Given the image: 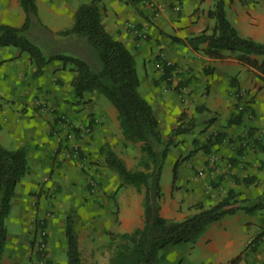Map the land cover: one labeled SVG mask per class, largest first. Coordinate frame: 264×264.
I'll use <instances>...</instances> for the list:
<instances>
[{
    "label": "crops",
    "instance_id": "0c3cea01",
    "mask_svg": "<svg viewBox=\"0 0 264 264\" xmlns=\"http://www.w3.org/2000/svg\"><path fill=\"white\" fill-rule=\"evenodd\" d=\"M157 1L162 7L153 14L143 0H35L38 17L47 29L39 24L35 26L44 34L57 33L72 25L81 4L94 2L105 30L123 42L133 54L135 64L136 57H142L147 80L143 96L152 106L161 133L167 138V133L177 125H191L186 133L172 140L163 163L160 178V214L163 217L180 220L194 211L189 208L192 204H213L230 189L237 194L238 200L252 201L264 191V151L254 141L264 136V77L257 66L240 60L238 52L224 49L214 58L202 51L206 43L200 44L198 49L187 43L191 36L212 31L214 19L208 16V11L219 0ZM222 1L227 18L241 36L264 42V0ZM24 18L19 0H0V23L20 26ZM65 39L71 41L68 42L70 52L94 53L83 38L70 35ZM251 58L260 62L264 56L251 55ZM166 60L172 64L171 74L176 66L185 72L183 78L189 85L185 102H181L175 89L163 91V85L172 82L169 76H163L162 65ZM146 62L150 64V76ZM51 68L52 72L58 70L46 71ZM34 70V65L25 62L18 48H0L1 139L10 144L11 147L6 148L26 150L27 164L29 159L32 163L28 164L27 173L30 182L47 176V185L61 186L60 196L68 197L69 184L79 180V167L70 161L59 163L60 153H55L57 158L54 156L56 145L61 142L49 132L53 127L52 119L39 114L35 106L39 99L34 98L44 95L59 112L67 113L75 121L81 118L73 112L76 104L70 91L59 87L55 81L72 77L75 72L65 70L57 60L49 62L38 75ZM179 81L174 79L173 85L177 87ZM64 84L68 85L65 80ZM106 107V110L102 107L97 111L103 121L95 125L89 138L93 145L87 149L94 146L104 161L100 149L107 145L129 168L117 149L118 142L124 139L116 109ZM238 107L243 108L242 116L237 122H230L239 111ZM186 120L188 122L183 123ZM172 146L180 147L179 153L173 152ZM211 156H215L212 164ZM39 168L43 170L42 175ZM201 169L203 173L197 175ZM248 177L249 182H245L244 178ZM131 186L119 189L116 194L120 195L122 221L119 231L123 232L143 225L139 192L143 193L144 188L138 190ZM105 191L116 193V186L109 184ZM256 237V242L247 248ZM78 243L80 245L79 237ZM174 246L175 251L167 255L169 259L164 264H227L240 253L242 258L238 264H262L264 207L251 211L238 208L209 223L195 242Z\"/></svg>",
    "mask_w": 264,
    "mask_h": 264
},
{
    "label": "trees",
    "instance_id": "16d2710c",
    "mask_svg": "<svg viewBox=\"0 0 264 264\" xmlns=\"http://www.w3.org/2000/svg\"><path fill=\"white\" fill-rule=\"evenodd\" d=\"M19 4L25 13L24 21L20 26L0 23V47L13 46L26 53L35 67V75L40 74L45 65L53 60L61 61L63 65L70 63L71 70L75 71L72 80L75 96L81 98L87 91L103 94L117 111L124 140L142 142L144 158L141 169L128 168L124 160L107 145L100 149L104 163L114 169L123 182L135 186L138 190L144 188L143 225L131 232L108 231V264H159V252L162 249L170 245L195 242L209 223L219 220L225 214L238 208L251 211L264 207V191L260 197L247 201L238 200L237 194L230 189L222 199L213 204H192L190 207L194 211L180 220L163 217L160 214V178L163 163L172 137L186 133L191 125L179 124L163 139L151 104L138 91L140 80L133 54L123 42L113 38L105 30L101 23L100 11L94 2L81 4L76 10L72 25L57 31V34L63 37L76 35L83 38L94 51V63L75 54L60 51L45 53L40 45L30 38L32 25L39 24L47 29L38 17L35 0H19ZM208 16L214 19L212 31L191 36L187 43L197 49L200 44L206 43L202 51L214 58L219 57L224 49L238 52L240 60L257 66L264 77V59L259 62L256 58H251V55L264 56V42L241 36L227 18L222 0L215 3L208 11ZM162 67L163 76H170L172 65H167L164 61ZM242 110L243 108L237 110L230 122H237L242 116ZM254 141L257 147L264 151V136ZM177 164L178 161L173 166L174 176ZM27 170L24 148L10 149L0 144V260L7 238L5 219L11 209L16 183ZM244 180L249 182V177ZM75 224L76 213L70 209L64 224L67 264H82ZM256 239L257 237L251 239L247 248H250ZM241 258L242 253L227 264H238Z\"/></svg>",
    "mask_w": 264,
    "mask_h": 264
},
{
    "label": "rangeland",
    "instance_id": "374dc122",
    "mask_svg": "<svg viewBox=\"0 0 264 264\" xmlns=\"http://www.w3.org/2000/svg\"><path fill=\"white\" fill-rule=\"evenodd\" d=\"M30 34V38L39 45L41 44L40 47L45 53L60 51L75 54L94 63V53L89 50V52L84 50L83 52L68 51L70 48L68 42L71 41H67L65 37L57 33L44 34L38 27L32 25ZM42 34H44V37ZM9 47L11 49L16 48ZM20 53L24 54L25 62H30L26 53L21 51ZM87 53L89 54L86 57ZM58 63L62 62L58 61ZM63 66L65 70L67 68L71 70L70 63ZM136 68L140 80L138 91L143 95L144 83L147 80L141 56L136 57ZM51 70L52 68L46 71L54 73L58 69H54L53 72ZM146 70L150 76V64L147 62ZM184 74L183 69L176 66L175 71L168 78L172 82L163 85V91L165 92L175 89L181 102H185L184 99L187 98L189 89V85L185 83L186 80L183 78ZM73 75L75 76V73ZM74 76L64 78L68 85L64 84V80L61 78H57L55 81L60 85L59 87L64 86L66 91H70V97L76 104L73 112L81 117L78 119L77 116H74L77 117L76 121L67 113L59 112L55 105L44 95L43 98L36 96L34 99H39L35 105L36 109L39 110V114L52 119L53 127H50L49 132L56 135L58 142H61L60 144L57 143L53 152L54 156L55 153H60L59 159H57L59 163L70 161L77 165L80 170L79 180L73 183L66 180L67 183H72L69 184L68 190L70 196L61 197V186H48L47 176L44 179L35 178V182H30L27 175L28 165L27 172L16 183L11 199V209L5 219L7 238L0 264H67L64 224L65 217L70 209H73L76 213L75 226L80 238L79 253L82 264H108V231L123 232L119 231L122 219L119 214L120 195L116 196V194L120 190H125L131 186V184L123 182L117 172L104 163L95 150L96 148H93L94 146L92 149H87L93 145L89 142V138L93 135L95 125L103 121V117L98 115L97 111L102 107L106 110V106H113L103 94L97 91H87L81 98L75 96L72 88ZM174 79H180L181 84L178 83L177 87L174 86ZM187 122L186 120L183 123ZM85 128H89L88 133L84 132L83 129ZM1 134L0 131V143L5 147H11L9 143L1 139ZM162 135L166 138V134L162 133ZM176 136L172 137V140H175ZM86 143L88 146H85ZM141 145L142 142L140 141L124 140V142H118L117 149H119V153L123 155L132 170L143 168L141 162L144 155ZM171 148L173 152L179 153L180 147L174 148L172 146ZM28 164H32L30 159ZM42 172L43 170L39 168L40 175H42ZM202 173L203 170L201 169L197 172V175ZM112 183L116 186V193H113V191L107 193L105 188ZM77 185H79L78 188H76ZM139 194L141 195L142 207L140 218L143 219L142 194L144 195V189L143 193L141 191ZM189 208L194 210L191 207ZM175 249L176 246L174 245L162 249L159 252V264H164L165 260L169 259L167 255L169 256V253L175 251Z\"/></svg>",
    "mask_w": 264,
    "mask_h": 264
},
{
    "label": "built area",
    "instance_id": "2783aa9c",
    "mask_svg": "<svg viewBox=\"0 0 264 264\" xmlns=\"http://www.w3.org/2000/svg\"><path fill=\"white\" fill-rule=\"evenodd\" d=\"M143 1H145V3L151 8V10H152V13L153 14H156V13H158L159 12V10H160V8L162 7L159 3H158V1L157 0H143ZM179 6H176V8H178ZM161 56L163 57V54H161ZM165 63L167 64V65H172L171 64V62H169V61H165ZM84 130V132L85 133H88L89 132V128H85V129H83ZM214 158H215V156H211V158H210V162H211V164L214 162Z\"/></svg>",
    "mask_w": 264,
    "mask_h": 264
}]
</instances>
